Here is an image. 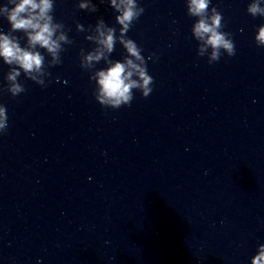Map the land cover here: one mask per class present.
I'll use <instances>...</instances> for the list:
<instances>
[{
    "label": "water",
    "instance_id": "1",
    "mask_svg": "<svg viewBox=\"0 0 264 264\" xmlns=\"http://www.w3.org/2000/svg\"><path fill=\"white\" fill-rule=\"evenodd\" d=\"M140 2L124 34L154 80L146 96L134 87L128 104L96 100L91 74L104 57L81 63L98 17L121 35L108 0H93L95 9L53 0L68 39L57 63L40 49L43 85L21 70L24 91L12 94L6 74L18 66L0 57L9 120L0 134V264H251L264 240V46L254 40L264 16L246 10L249 0H212L208 11L221 13L235 52L209 63L187 0ZM0 30L27 41L3 14ZM127 54L117 39L107 55Z\"/></svg>",
    "mask_w": 264,
    "mask_h": 264
},
{
    "label": "clouds",
    "instance_id": "2",
    "mask_svg": "<svg viewBox=\"0 0 264 264\" xmlns=\"http://www.w3.org/2000/svg\"><path fill=\"white\" fill-rule=\"evenodd\" d=\"M108 3L117 10L115 19L121 25V35H116L114 25H109L102 17H98L95 32L88 37L96 42L95 47L83 53L81 63L91 66L93 61L105 58L106 66L97 68L91 74L95 80V98L101 105L117 108L131 102L134 87L140 90L141 95H148L153 88L154 77L148 71L141 46L136 39L124 34L143 13L144 4L140 0H108ZM211 3L212 0H187L188 11L198 17L193 21L192 32L202 41L199 54L203 55L209 47L211 49L208 53L209 63L220 58L222 49L228 55L235 52L234 40L223 30L221 13L215 7L210 13L208 11ZM52 6L53 0H8V3H0V14L6 16L11 29H22L27 37L26 43L21 44L14 33L0 30V57L5 62L18 66L12 67L6 74L10 82L8 89L14 95L24 91V85L17 80L21 70L43 85V76L37 75L45 71L42 66L45 56L41 48L50 53L52 60L49 63L59 62L61 41H66L68 37L64 31H58L61 24L54 21ZM78 6L93 9L97 7L93 0H79ZM246 10L253 16H264V0H249ZM77 27L82 28L83 24L78 22ZM117 39L128 53L122 59L109 58L107 55L114 49ZM254 40L257 45L264 46V22L256 25ZM149 55L151 59H156L154 52H149ZM8 124L7 106L0 102V134L7 131ZM39 259L41 258L38 257L37 260ZM250 261L251 264H264V240H258Z\"/></svg>",
    "mask_w": 264,
    "mask_h": 264
}]
</instances>
